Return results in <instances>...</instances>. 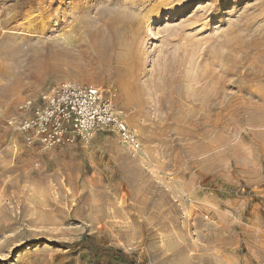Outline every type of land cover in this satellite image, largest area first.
<instances>
[{"label": "rangeland", "instance_id": "1", "mask_svg": "<svg viewBox=\"0 0 264 264\" xmlns=\"http://www.w3.org/2000/svg\"><path fill=\"white\" fill-rule=\"evenodd\" d=\"M96 46H112L99 59ZM92 84L135 130L42 149L18 103ZM264 264V0H0V264Z\"/></svg>", "mask_w": 264, "mask_h": 264}, {"label": "built area", "instance_id": "2", "mask_svg": "<svg viewBox=\"0 0 264 264\" xmlns=\"http://www.w3.org/2000/svg\"><path fill=\"white\" fill-rule=\"evenodd\" d=\"M40 100L18 103L26 116L10 122L29 144L47 149L76 140L89 142L95 132L104 130L117 133L132 151L141 148L135 130L99 86L63 82L43 92Z\"/></svg>", "mask_w": 264, "mask_h": 264}, {"label": "trees", "instance_id": "3", "mask_svg": "<svg viewBox=\"0 0 264 264\" xmlns=\"http://www.w3.org/2000/svg\"><path fill=\"white\" fill-rule=\"evenodd\" d=\"M64 246H81L86 248L88 254L92 257L93 261L97 264H135L130 261L126 253L121 248L113 246H104L95 243L92 239L84 237L72 243H61Z\"/></svg>", "mask_w": 264, "mask_h": 264}, {"label": "bare ground", "instance_id": "4", "mask_svg": "<svg viewBox=\"0 0 264 264\" xmlns=\"http://www.w3.org/2000/svg\"><path fill=\"white\" fill-rule=\"evenodd\" d=\"M111 47L112 46H96L95 48H98V50H99L98 58L103 59V57L109 56L108 51L111 50Z\"/></svg>", "mask_w": 264, "mask_h": 264}]
</instances>
